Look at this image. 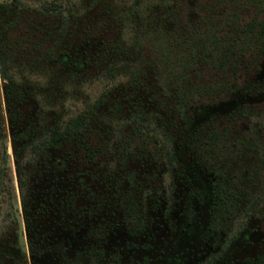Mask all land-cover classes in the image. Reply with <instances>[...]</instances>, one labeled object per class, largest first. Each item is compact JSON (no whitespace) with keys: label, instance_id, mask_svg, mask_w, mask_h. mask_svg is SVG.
Wrapping results in <instances>:
<instances>
[{"label":"rangeland","instance_id":"rangeland-1","mask_svg":"<svg viewBox=\"0 0 264 264\" xmlns=\"http://www.w3.org/2000/svg\"><path fill=\"white\" fill-rule=\"evenodd\" d=\"M133 2L0 0L18 127L88 116L23 149L25 211L0 59V264H264V0Z\"/></svg>","mask_w":264,"mask_h":264},{"label":"trees","instance_id":"trees-1","mask_svg":"<svg viewBox=\"0 0 264 264\" xmlns=\"http://www.w3.org/2000/svg\"><path fill=\"white\" fill-rule=\"evenodd\" d=\"M140 0H134L133 4H137ZM67 2V1H66ZM60 2H50L45 5V8L47 10H59L61 8ZM259 40L263 43L264 46V20H262L259 23ZM7 53L5 42L3 41V37L1 35L0 31V59L2 62V65H4L3 68V74L4 78H6V81L4 82L5 85V94L9 101V112L8 116L10 119V126L12 128V139L14 141L19 142L20 144L16 146L14 150L16 162H17V171H18V181H19V188L22 191L21 196V202L23 204V209L27 211L28 208V193H27V180H26V169L24 166L20 163V156L22 155V151L24 148H29L31 154L35 156L36 158H42L48 159L50 156V150H56L59 148L60 144L63 140L67 138H73L77 137L79 134L83 133L84 128L86 124L88 123V116L84 112H79L74 116H71L66 119H58L55 122H53L49 127L46 129V131L39 136H33L32 138H27L25 135L24 130H21L18 127V119L15 110H13L12 105L14 102V99L17 98L19 91L13 86L11 82V77L6 71L5 68V55ZM109 72H111V68L109 69ZM186 75V72H185ZM181 94H180V102H184L185 100L191 101L193 100V94L195 93V90L192 88H189L187 86L182 87ZM244 93H254L256 95H264V83L258 82L253 83L252 86H245V88L242 90ZM105 97H100L96 103V106H99ZM188 102V103H189ZM193 105V104H191ZM204 123L206 121L200 122L198 126L194 128V134L198 135L202 130H204ZM2 136V133L0 132V137ZM27 139H26V138ZM6 154H7V148H5V156L2 157V159L6 160ZM91 154L90 156H92ZM164 156L166 164L169 168H179L181 167V161L178 155V150L172 145L168 144V146L164 150ZM4 173V170H0V180L2 182V175ZM247 211H250V209H253L255 205L259 203V199H250L247 201ZM29 246L30 248H34L35 243L32 239H29Z\"/></svg>","mask_w":264,"mask_h":264},{"label":"flooded vegetation","instance_id":"flooded-vegetation-1","mask_svg":"<svg viewBox=\"0 0 264 264\" xmlns=\"http://www.w3.org/2000/svg\"><path fill=\"white\" fill-rule=\"evenodd\" d=\"M254 209H255V207H253V209H250V212L254 211ZM29 239H32L34 241L33 235H31V237ZM28 245H29V242H28ZM29 248H30V246H29ZM30 249H32V248H30ZM31 252L34 253L33 250H31Z\"/></svg>","mask_w":264,"mask_h":264}]
</instances>
